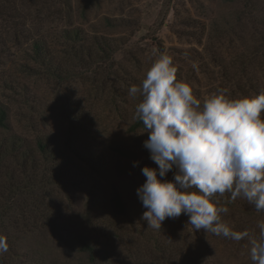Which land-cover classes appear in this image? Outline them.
Instances as JSON below:
<instances>
[{
	"label": "rangeland",
	"instance_id": "1",
	"mask_svg": "<svg viewBox=\"0 0 264 264\" xmlns=\"http://www.w3.org/2000/svg\"><path fill=\"white\" fill-rule=\"evenodd\" d=\"M0 8V101L9 105L12 122L10 130H0V137L23 135L35 159L27 160L24 167L9 157L0 165V236L8 244L0 255L7 264H78L82 256L77 236L85 233L104 251L113 252L119 264H144L157 248L148 238L152 228L142 219L147 209L136 190L146 179L142 168L158 165L140 153L138 138L149 133L145 127L132 128L140 97L130 96L128 89L141 86L154 61L167 54L173 58L177 79L187 82L201 102L222 91L221 72L231 66L233 56H245L260 43L264 0H8ZM226 22L229 31L213 30ZM75 28L88 43L104 36L114 45L113 55L99 53L83 62L76 60L70 44L61 37L63 30ZM37 40L54 51L63 78L45 73L32 60ZM255 69L264 86L263 55ZM241 86L247 88L246 82ZM228 93L227 98H240ZM25 98L36 108L31 110ZM39 136L51 137L55 158L39 154ZM116 142L135 151V158L112 150L110 145ZM73 147L98 152L101 169L92 168ZM12 170L13 180L8 176ZM174 174L169 171L165 179L172 180ZM14 185L20 190L14 192ZM114 185L130 201V216L112 212ZM226 208L220 220L229 226L248 214L232 205ZM253 220L258 227L264 222V211ZM163 223L164 239L171 234L186 243L177 264H188L191 259H196L194 264H205L206 246L214 250L220 264H253L250 240L257 238V231L241 250L230 252L210 232L195 230L184 214ZM109 227L125 233V238H119L123 242L113 237ZM128 235L136 239L137 255ZM189 248L195 256L191 257Z\"/></svg>",
	"mask_w": 264,
	"mask_h": 264
},
{
	"label": "clouds",
	"instance_id": "2",
	"mask_svg": "<svg viewBox=\"0 0 264 264\" xmlns=\"http://www.w3.org/2000/svg\"><path fill=\"white\" fill-rule=\"evenodd\" d=\"M176 73L173 58L161 54L142 85L128 89L140 97L134 118L148 131L144 146L158 165L142 168L146 179L136 190L147 209L142 219L160 230L166 218L184 214L195 230L240 241L249 233L222 223L219 214L228 209L213 197L228 192L264 211V92L229 99L218 91L201 102ZM174 166V178L165 179ZM259 228V239L250 240L253 264H264V222ZM7 250L0 236V253Z\"/></svg>",
	"mask_w": 264,
	"mask_h": 264
},
{
	"label": "trees",
	"instance_id": "3",
	"mask_svg": "<svg viewBox=\"0 0 264 264\" xmlns=\"http://www.w3.org/2000/svg\"><path fill=\"white\" fill-rule=\"evenodd\" d=\"M8 0H0V6L6 5ZM1 10V8H0ZM218 28V29H217ZM231 26L228 22L219 28L218 26H213V30L220 32L229 31ZM61 37L67 41L69 46L71 47V55L74 56L76 60L84 61L87 58L96 57L99 53L107 54L110 56L113 55L114 45L112 42L107 41L104 36L98 37L96 36L91 43H88L86 37L82 33L80 29H65L61 33ZM260 43L255 50H251L245 56L239 57L238 55H234L231 61V66L227 68L226 71H222V84L223 90L222 93L225 96H228V92L231 94L236 93V95H240L241 97H253L259 95L261 92H264V86L261 85L258 77L256 78V66L258 63V59L263 55L264 57V33L259 36ZM224 54V52H223ZM31 58L36 62V64L40 67H43L44 72L51 75L56 76L58 78H63V68L62 65L58 63L57 58L54 54L53 50H50L45 46V44L37 40L33 43ZM220 56L224 57L222 53ZM108 58V57H105ZM26 69H34L31 65H25ZM23 69V70H26ZM36 70V69H34ZM245 81L247 84V88L242 87L241 83ZM235 97L231 96L229 99H233ZM25 104L29 106V101H26ZM31 110L36 108V105L29 106ZM262 117H264V112H262ZM12 127V122L10 118V108L9 105L0 101V130H10ZM133 130H138V128H144L142 121L136 120L135 124L132 125ZM71 132V129L69 130ZM148 139L146 135H143L138 138L140 140L139 150L145 156L150 157V151L144 146V142ZM70 139L68 140V145H70ZM111 149L116 151L122 156L126 157H134L136 156V152L130 150L121 142H116L110 145ZM37 150L39 154L44 159L55 158L57 155L56 149L52 144L51 137H43L39 136L37 138ZM78 157L81 159H85L92 168L95 170H100L102 167V156L98 152H86L82 151L80 148L73 147L71 149ZM9 157H14L19 161L21 166H26L27 160H35L33 148L26 144V137L19 133H12L11 135H2L0 137V165H2L3 160ZM172 171L175 173L178 169L174 166ZM9 172V171H8ZM15 172L12 170L8 173L10 179L13 180ZM13 191H19L20 187L18 185L12 186ZM214 200H218L219 203L217 207H228L233 206L236 210H246L248 214L245 219L237 222L235 225L229 226L234 231L244 232L247 231L249 235L240 241H235L229 238H225L222 235L217 236L210 232L213 236L214 241L222 240L227 249L230 252H237L241 250L245 244H247V240L253 237V232L257 231L260 233L259 226H254L253 218L261 212H257L254 206H251L249 203L242 201L243 198L237 197L235 200L231 199V194L226 192L223 195L217 193L214 197ZM244 200V199H243ZM12 198L8 199V202H11ZM130 201L126 198L122 192V190L114 185L111 189V209L112 212L116 216H130L133 213V209L129 203ZM92 206L89 204V209ZM221 214V213H220ZM219 214V215H220ZM221 216V215H220ZM224 221V219H223ZM112 226V225H110ZM165 223H162L160 230L152 229L148 234L149 240H151L156 248L157 252L152 251L145 260L144 264H163L164 262L177 264L176 258L181 254H184L185 251L183 247L186 246V243L183 240H178L177 236L171 235L164 239L166 233L163 232ZM110 228V227H109ZM111 229V228H110ZM120 231V230H119ZM114 231L111 233L113 237H117L120 242H123L122 238H125V233ZM111 233H109L111 235ZM257 233V238L259 239V234ZM142 234V233H141ZM143 234H146L145 232ZM170 237L176 239L174 241H170ZM120 238V239H119ZM127 241L132 247V251L135 252V255L139 253V249L136 246V239L134 237L130 238V235L126 236ZM212 240V239H211ZM77 243L79 245V252L81 253V258L78 260V264H119L118 257L113 252H106L99 245L98 241L93 240L89 235L85 233H80L77 236ZM189 254L191 257L194 255V250L189 248ZM133 254V252H132ZM157 254L162 255L159 256ZM204 256L206 260H203L205 264H220L221 260L215 258V252L210 246H206L204 250ZM175 257V258H174ZM160 260V261H159ZM164 261V262H163ZM196 259H191L188 261V264H194ZM0 264H7L4 257L0 255Z\"/></svg>",
	"mask_w": 264,
	"mask_h": 264
}]
</instances>
